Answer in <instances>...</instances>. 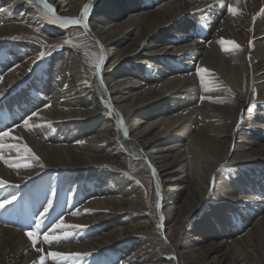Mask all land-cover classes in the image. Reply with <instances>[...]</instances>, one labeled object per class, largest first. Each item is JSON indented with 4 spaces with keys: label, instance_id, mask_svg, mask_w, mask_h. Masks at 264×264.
I'll return each instance as SVG.
<instances>
[{
    "label": "bare ground",
    "instance_id": "1",
    "mask_svg": "<svg viewBox=\"0 0 264 264\" xmlns=\"http://www.w3.org/2000/svg\"><path fill=\"white\" fill-rule=\"evenodd\" d=\"M11 1L0 0V8L6 7ZM31 1L17 0L14 9L0 12V38L3 34L10 37L18 35L25 39L18 45L21 49L15 46L16 52L12 55L14 60L7 64L0 63V121L6 120V117L10 119L0 123V132L10 124H15L18 121L17 114L21 112H24L28 120V125L22 122L16 124L13 130L10 129L15 136L8 135L6 140L0 141V180L6 182L0 186V198L11 199L13 194H17L10 211L15 213V208L22 214L32 211V206L36 207L35 200L43 196L54 201L59 199L63 203L61 190L49 196L30 188L40 174L54 170L52 176L55 186L61 182L65 186L71 180L74 187L80 185L82 193H88L84 196L81 208L74 212L77 214L71 215V223L86 225L96 222L100 226V219L114 218L118 212L123 211L119 209L116 212L114 203L105 205L104 198L111 199L112 191L120 193L116 197L118 203L147 208L145 196L151 191L150 181L146 189H136L130 193L128 190L133 181H126L127 178L121 176L127 173L145 177L150 167L155 179V189L150 199L153 206L151 216L144 217L140 224L153 226L159 221L165 227L162 229H165L166 235H169L175 229L177 220L193 215L196 206L212 196L210 200L215 201V212L211 210L213 216L205 215L194 220L195 230L192 233L195 244L201 246L204 256L219 258L221 261L227 259L228 264H245L247 258L252 264H264V191L260 188L264 187V141L256 142L264 136V106L260 116L248 117V111L244 117L241 115L242 107L251 102L254 86L260 94L259 100L264 101V37L254 40V51L248 53L249 40L264 35V13L255 19L264 0H218L217 4V0H95L92 8L88 7L89 14L84 17L83 24H87L86 30L94 40H99L105 52L107 66L103 71L104 83L97 82L100 70L95 76L91 74V68L97 64V51L89 42L80 41L77 45L64 46L49 61L50 67L48 65L47 70L38 74L34 72V64L40 52V46L35 42L43 41L52 49L66 37V33L51 27L52 21L40 10L39 3L42 1L52 7L55 10L53 13L60 19L70 20L76 18L74 16L83 10L88 0ZM211 3H214L213 7L207 8ZM229 5L236 10L235 15L229 12ZM202 8H205L203 13L206 14L203 20L209 21L216 34L204 49L191 35L192 23L187 19V14ZM11 19L24 20L25 23L11 25ZM224 41L239 44V53L230 57L221 54ZM195 59L199 62L194 63ZM195 67L196 71L207 70L203 71L207 75L198 74V79H202L200 82L209 83L210 90L215 86L220 89L216 93L213 88L212 97L210 91L207 93L205 88L201 89V95H206L198 107L193 103L200 93L198 88L196 90L194 73H191ZM144 69H150L151 73L147 77L150 79L147 85L140 82L146 75ZM100 88L114 100L116 114L128 122V134L124 135L128 139L127 142L123 141L134 153L131 155L134 157L132 161L123 150L111 155V151L118 145V142L113 143L117 136L116 123L110 122L108 116L100 113L98 96H102L100 91H103ZM40 92L45 97L40 98ZM180 97H185L178 100L181 105L175 104L174 99ZM221 97L233 100V103H211L212 99ZM40 101L41 104L50 102L51 105L40 110ZM172 107L173 110H170ZM34 110L36 115H33ZM196 116L201 117L198 129L204 136L190 133L189 126L193 125ZM156 117L158 123L173 124L174 128L155 131L158 128L155 123L143 125V121ZM238 120L242 125L235 130L234 125ZM38 122H46L48 125L41 123L42 126L35 128ZM162 150L165 152L163 157L158 156ZM174 151L176 157L173 155L168 159ZM229 152L231 154L228 157ZM75 155L82 156L87 166L81 167L79 171H70L68 165ZM186 159L189 160L191 175H194L189 181L182 176L184 171L181 163ZM244 163L251 166L241 172L239 167ZM41 164L44 167L41 168ZM110 164L114 166L112 169ZM223 164L234 165L236 168L240 165L235 179L224 181L220 174L216 175L214 187L209 193L214 173ZM96 165L111 171H92ZM51 166L53 169H50ZM85 180L90 184L85 185ZM187 182L191 184L192 192L187 198L186 210L183 211L181 205L184 203L178 205V187H186L189 184L184 186ZM97 187H104L105 191L101 192ZM25 188L28 191L24 194ZM68 199L69 202H65L66 209L72 205V199ZM154 205L159 208L157 213ZM61 206L65 208L64 203ZM42 207L36 208L35 213H41L44 210ZM109 209L112 214L107 213ZM177 210L184 212V215L181 212L179 219ZM211 221L216 224L215 229L213 226L208 227ZM12 226L16 227L7 222L0 225V264H40L36 258L40 257L37 249L42 248L41 243L32 247L29 238L19 234ZM94 233L95 229L92 232L93 238L83 242L84 250H96L98 245L95 247V243L103 233L97 237ZM115 245H108L107 248L118 259L126 249L131 255L138 251L134 244L127 248ZM68 247L74 251L79 250L74 243ZM59 248L62 251L67 249L64 246ZM159 249L164 253L173 247L169 249V246L160 243ZM100 254L103 256L102 264H118L110 258V252ZM98 259L99 256L95 257L93 262L97 264ZM179 260L184 259L178 256Z\"/></svg>",
    "mask_w": 264,
    "mask_h": 264
},
{
    "label": "rangeland",
    "instance_id": "2",
    "mask_svg": "<svg viewBox=\"0 0 264 264\" xmlns=\"http://www.w3.org/2000/svg\"><path fill=\"white\" fill-rule=\"evenodd\" d=\"M94 1L95 0H88L84 4V6L88 5L89 8L90 7L92 8V4H94ZM217 3H218V0L215 2V4H217ZM39 4H40V7H39L40 10L45 14V16L49 19V21H52V22L54 21L53 23L52 22L50 23L51 27L59 30L62 33H66V37H64L62 40H60L61 43H58V46H53L52 49H51V47H47V45L43 41L35 42L37 45L40 46V52H39V55L37 56V60H36V62L34 64L35 65L34 68H33L34 72H36L38 74V73H41L43 70H47V67L49 65V61L54 56H57L55 54L60 52L64 48V46H66L68 44L77 45L78 42H80V41L85 42V43L89 42V43L92 44V46L94 45L93 47H95V49L97 51V54L95 55L96 56V63H100V61L102 59V63L100 65V67L101 66L102 67L99 69L101 71V73L99 75L100 77H99L97 82H101L102 81L101 83H104L105 82V77L103 75V71L105 70L104 68H106V66H107V61H105V58H106L105 52H104L103 48L101 47V44L99 43V40L98 39L94 40L95 38L90 35V33L86 30V28L84 27V24H83L84 17L86 16V14H87V16L89 14V11H88L89 8L87 7V10L85 11L84 6H83V10H81V12H79L76 16H74V17H76L74 19H80L82 21L81 24L75 25V24L69 23L68 22L69 20H67V19H60L59 17H57L53 13V12H55V10L52 7H51V11L49 9H44L43 4H45V2L42 3V1H41V3H39ZM213 5H214V3H211V5L207 6V8L208 7L212 8ZM262 5H261L262 7L260 6L259 11H257V13L255 15V19L259 18L258 16L261 17L263 15V13H264V4H262ZM16 6H17V0H12L8 5H6V7L4 6L3 8H5L6 10L7 9L9 10L11 8L14 9ZM204 10H205V8L196 9V10L190 12V14H187L188 15L187 19L190 20V22L192 23L191 35L193 36L194 40H196L198 42V45L201 46L203 49L205 47H207V45L216 36V34L214 32L215 30H214V28L211 27L209 21L208 20L206 21L205 19H204L205 21L203 20V17H206V14L203 13ZM83 12H84V14H83ZM260 13H262V15H260ZM51 15H52V17H51ZM16 19H18V18H16ZM56 19H57V21H56ZM11 21H12V23H10L11 25L12 24H24L25 23L24 20L13 21L11 19ZM55 22H56V24H55ZM14 36L10 37V36H4L3 34L1 35V38H0V63L7 64L11 60H14L12 55L15 54V52H16L15 46L17 47V49H21L22 48L21 46L18 47V45H21L23 43V40H25V39L21 38L18 35H14ZM262 37H264V35H262L260 38L258 37L259 39L258 38H252V39H250L251 41L249 40V42H248V47H249L248 50H249V52L248 53H252L254 51V43H253V41L254 40L255 41L256 40H260V39H262ZM85 39H87V40H85ZM88 40H91V41H88ZM66 41H67V43H66ZM229 42L230 41H224V43H226V44L223 43L224 48L221 51V54H224L226 57L234 56L235 54L239 53L238 51L240 49V46L238 48L233 47V44H231ZM81 43H79V44H81ZM235 44L239 45L237 43H235ZM252 48H253V50H252ZM41 52L45 53V55L42 58H40V53ZM196 62H199V61L195 59L194 63H196ZM96 65L94 67H92V68L90 67L91 68V70H90L91 74H93L94 76H95V73L97 72ZM176 65H179V64H176ZM195 66H197V65H195ZM49 67H50V65H49ZM144 72H145L146 75L144 77H142V79H140L141 80L140 82H141V84L143 82V85H147L148 83H150V81H149L150 79L149 80L147 79V77L151 75L150 69H144ZM144 72H143V74H144ZM198 72H199L198 69L196 71V67H195L194 71L193 70L191 71L192 74L194 73L193 74V78L195 77L194 79L196 80L195 81L196 90L198 88L199 92H200L198 94L197 98L193 101L194 105H196L197 107L200 105V102L202 101L203 96L206 95V93L204 95H201V89L205 88L207 93H208V91H210L209 93H210L211 97L214 96L213 95L214 92L212 90L213 88H214V91L216 93L220 90V89H218L219 87L218 88H215L216 86L213 87L214 85H216V84H214V85H212L213 88L211 89L212 90L211 91L210 87L208 86L209 83L207 84V82H203V81L200 82L202 79H198L199 78L198 74H200L202 76L207 75V74H205V72H201V73H198ZM166 74L168 75L167 72H166ZM58 78H60V77L58 76ZM157 79H158V75H157ZM197 85H198V87H197ZM37 90H39V89H37ZM100 90L104 91V92L100 91V93H102L101 94L102 96H100V95L98 96V101L100 103L99 107H100V110H101L100 113L103 114L105 117L108 116L107 118L110 119V122L114 121L116 123V132H118V133L115 132V136L117 135L116 136V142H113V143H117L118 142L117 143L118 145H116V149L115 150L111 151V155H115V153L118 150H123V151H126V155H128L129 159L132 161V160H134L133 159L134 157L131 156V155L134 154V153L131 151V149L129 147L125 146L127 144L124 145V141H123V140H126L125 142H127V139H128V137L126 139V137L123 134L127 130V125H128V124H126L127 121L126 122L123 121L121 119L120 115L116 114L117 112H115L116 111L115 110L116 107L114 105V100L113 99L111 100V97H110L109 93H107V95H106L104 89L100 88ZM259 95L260 94L257 91V87L254 86V90L252 91L251 102L248 103V104H245L242 107L241 115L243 117L245 116V113L247 111H248L247 112L248 117L250 115L251 118H254L255 116H260L262 114L261 108H263V106H264V101L259 100ZM39 96H40V98H41V96L45 97L43 94H41V92H40ZM108 98H109V100H108ZM182 99H185V97H180L178 99L175 98L174 99L175 104L181 105V103H180L181 101L178 102V100H182ZM226 102L230 104L231 102L233 103V100L232 101L231 100H227L225 97L214 98V99L211 100V103L212 104L214 103V105L215 104L216 105H223ZM49 104H50V102H48V103L45 102V103L41 104V101H40V103L38 105H40V110H42V109H46L47 107H50L51 104L50 105ZM41 106L43 108H41ZM258 109H260V110H258ZM106 110H107L108 113L106 112ZM170 110H173V107L170 108ZM34 113H36V111ZM155 113L156 112H154L153 114H155ZM147 116L149 117L150 115H147ZM25 117H26V115L24 114V112H21L20 114H17L18 121L15 124L13 123L14 125L10 124L8 127L5 128V130H3V132H8V135L15 136V133L12 134L11 130H13L17 126L16 124H23L22 122H24L26 120ZM117 117H118V120H117ZM39 119L42 120V117L39 116ZM7 120H10V119L7 118V117H6V120L2 119V121H4V122H6ZM125 120H126V118H125ZM2 121H0V123ZM47 122H49V121H47ZM148 122H152V123L156 124L155 127L156 128L158 127V128L155 129V131H157V130L159 131L161 129L171 130V129L174 128L173 124H160V123H158L159 121H157V117L156 118H151L149 121H146V122L143 121L142 123L144 125V124H146ZM41 123L44 124V125H46V124L48 125V123H46V122H38V123L35 124L34 127L35 128L36 127L39 128L40 126H42ZM200 123H201V117L200 116H196L195 120H193V125L190 124V126H189L190 130H191L190 133L192 135L200 134V135H197V136H201V135L204 136V134L201 133L200 130L198 129V126H199ZM256 123L258 124L259 121H257ZM257 124H255L254 126H256ZM262 124H264V121L262 122ZM241 125H242L241 121H239V120L236 121V124L234 125L235 130L240 128ZM50 126H52V122H50ZM250 127L251 126H248V128H250ZM7 136H4V137L0 138V141L2 142L3 140H6L8 138ZM133 137H135V136H133ZM160 138H162V137H160ZM208 138H211V136H208ZM236 140L238 141V139H236ZM236 140H235V142H237ZM259 140L261 142L264 141V136H262L261 138L256 140V142H258ZM161 148H163V147H161ZM164 153L165 152L163 150L159 151L158 156H162ZM174 154H175V151L172 153V155H170L168 157V159L171 158ZM230 154H231V152H229L227 154L228 157L230 156ZM178 155H180V153H178ZM81 157L82 156H80V155H78V156L75 155L74 156V160H72L71 163L68 165L70 171L72 169H75V170L78 169L77 171H79V169H82L81 167L87 166V161H85L84 158L83 157L81 158ZM183 162H185L184 165H183ZM183 162L181 163L182 171H184L182 176L185 177V180L189 181L190 177L193 175V174L191 175V171L192 170H190L191 167L189 165V160L187 161V159H186V160H183ZM240 165H243V166H240ZM240 165L238 164L237 168H238V166H240L239 167L240 171L241 172H245L246 171V167H248L250 164L244 163V164H240ZM110 166H111L110 169H112V167H114L113 164H110ZM146 166L149 167V164L147 163V161H146ZM93 168L94 169L92 170V168H91V170L92 171H97V172L107 171V170L109 172L111 171L109 168L102 169V168L97 167V165H96V167H93ZM237 168L234 167V165L232 166L230 164H227V165H224L222 168L218 169L219 171L217 170L216 171L217 173L216 172L214 173L212 181L209 184L210 185L209 193H211V190L214 187L213 184H215L216 175L220 174L219 176L222 178V180L225 179L227 181H231V180L235 179V176H236L235 174L237 173V170H238ZM50 169H53V167L51 166ZM53 171L54 170H52V172ZM146 171H147V174H145V177H138V176L136 177V176H134L132 174L124 173V174H122L121 178L125 177V178H127L126 181H129L131 183L133 181V183H132L133 186L131 185L130 186L131 189L129 188V190H128L130 193L132 191L136 190V189H141V190L146 189L147 182L150 181L149 182L150 183L149 184L150 185L149 186L150 187L149 190H151V191H149V194L147 193V195L145 196L146 202H147L146 203L147 204V208L141 207V206H139V207L138 206H133V205L129 206L125 202L124 203H118L116 201V197L118 195H120V193H116L115 191L114 192L112 191V194L110 195V196H112L111 199H109L107 197L104 198L105 205L109 206L111 203H114L115 204L114 210H117L116 212H118L119 209H121L123 211L118 212V215H116L114 218H111V219L102 218V219H100L99 221L101 223L98 221L100 223V226H97L96 222H92V223H89V224H86V225H80L78 222H75V223L72 222L71 223L72 219H70V218H71L72 213H74L80 206H82V204L85 201L84 198L87 196L88 193H86V194H85V192L82 193L83 189H82V186H80V185H78V187H74V184H73V182L71 180H69V182H67L65 184V186H64L63 182H61V184L59 186H55V179L53 178L52 172H50V171L47 172V173L44 172V173L40 174L36 178V180H34L32 182V185H31L30 188L36 190V192H38V193H45V194H47L49 196L50 195L52 196L57 191L61 190L60 192L62 193V196H63L64 207H65V202H66V204H67V202H69L68 198L72 199L70 201L71 202L70 204H72V205L68 206L67 209H66V207L63 208V206H61V205H63V203H61L59 199L54 201L52 199H48L47 196H43L41 199H39V197H38V200H35L36 207L32 206V208L34 210L32 209V211L29 210L27 213L22 214V213L17 212V208H15V210H16L15 213H12L10 211L12 209L11 207L13 206V204L15 202V200H13L11 204H8V205L5 206V208L0 209V221H1L0 225L3 226L5 222H7L9 224H12V225H16V227H13V226L12 227L14 229H17L16 231L19 234H21V235H23L25 237H28L26 235L27 232L35 230L34 238L37 239V240H40V241H37V243H41L40 245L42 246L41 253L39 251L40 257L36 258V261H40V264H44V262L46 264H66V263L67 264H95L93 261H95L94 258L97 257V256H99L97 264H102L101 260H103V256L100 253L105 254L106 252H108V253L110 252V258H112L113 260L117 261L118 264H120L121 262H122V264H167L168 262H171L172 264H228L227 259L221 261V260H219V258L210 259V258L204 256V253L202 252V249H200L201 246L195 244V239L192 236V233L195 230L194 229L195 228V221L194 220H197V218H199V217L201 218V217H203L205 215H210L211 214L213 216V213L215 212L214 211L215 209H213V207H214L213 203L215 201L214 200L213 201L210 200V199L213 198L212 196H210L209 198L205 199L202 202L203 204L200 203L199 205H197L196 208L193 211L194 212L193 215H189L184 220H177L175 229H173L172 233L169 234V235H166L165 229L164 230L162 229V228H165V227H162L163 224L161 222H159V221L155 222L153 226L150 225V224H140V223L143 222V218L144 217H148L149 215L151 216V212L150 211H151L152 206H153L152 203L150 202V199H151V193L153 192L152 191L153 188H154L153 187V183L155 182V179L153 177V172H152V169L150 167ZM63 173H65V172L63 171ZM187 173H189V174H187ZM263 175H264V173H263ZM191 179L193 180V177ZM188 183L189 182H187L184 186H186ZM84 184L85 185H89L90 183L88 182V180H85ZM27 185H29V184H27ZM262 185H264V182H262ZM190 186H191V184L189 183L186 187L182 188L181 185H179V187H178V192H179V197H180V201H179L178 205L180 203H184L183 205H181V207H183V211L186 210L185 209V205L188 204L187 198L189 199L190 191L192 192V188ZM70 187H73V188H70ZM260 188H262L261 190L264 191V187L261 186ZM99 189H100L101 192L105 191L104 187L103 188L97 187V190H99ZM5 190L7 191L6 188H5ZM8 191H10V190H8ZM26 191H28V190H26V188H25L23 190V193L25 194ZM15 192H17V191H15ZM69 192H71V193H69ZM63 194H65V197H64ZM13 195H15V194H13ZM67 195H68V197H67ZM15 196H17V194ZM74 197H76L77 200L74 199ZM1 198H0V200H1ZM49 201H51L52 208H51V206H49ZM26 202L28 203L29 200H27ZM158 205H156V206H158ZM237 205H240V204L237 203ZM38 207H40V208L42 207V209H44V210L47 209V212L45 213V215L43 217H41L40 214L42 212H44V210H42L41 213H35V210ZM154 207H155V205H154ZM157 209H159V208L155 207L156 213H157ZM211 210H213L214 212H211ZM183 211L177 210V212L180 214L178 216V219L181 217L182 213L184 215ZM141 212H143V213H141ZM107 213L112 214V210L109 209V211H107ZM156 215H157V217L159 216L158 214H156ZM16 216H17V219L18 218L19 219L18 220L16 219V221H15ZM61 218H63V222H64L65 225H79L81 227H75V228L74 227H66V228H61V229L57 228L54 232H50V235H54V236L60 237V239L58 241L59 243L54 241L52 244H45L43 242V234L45 232H48L53 227V225L60 223ZM38 219L42 221V223L40 224L39 227H37V220ZM21 221H24V222H21ZM102 222H104V224ZM108 223H110V224H108ZM211 223L212 224H209L208 227H210V226L212 227L213 226V229H215L216 227H214V226L216 224H214L212 221H211ZM110 227H112V228H110ZM58 229H60V230H58ZM94 229H95L94 236L96 235L95 237L99 236V234L101 232L103 233L102 236L98 237V242L95 243V247L97 245L98 246L95 248L96 250H84L82 248L83 242H86L87 240L90 239V237L93 236L92 232H93ZM120 229H121L122 232H120ZM67 231H69V233H71V235H69V236H67L65 238L64 237V233L67 232ZM29 242H30L31 246L34 247L33 243H32V240L30 241V239H29ZM72 243H74V245L77 244L79 250H77V251L71 250L68 247V245H70ZM160 243L161 244H165L166 246H169V249H171L173 247V249L171 251H169V252L162 253L160 251V249H159ZM114 244H116L115 247H119V248H122V247L127 248V247H130V246H134V245L136 246L137 245L138 251H137V253L135 255H131V253L129 254L127 252V249H126V250H124L123 253H121V255H122L121 257L122 258L120 257V259H118L119 257H117L116 255H113L111 253V250H109L107 248L108 245H110L112 247V245H114ZM57 245H58V247H57ZM62 246H64L67 249L62 251L59 248V247H62ZM53 251L54 252L63 253L68 258H56V259H53L51 256H49L47 254V253L53 252ZM71 253H81L82 255H80L79 257H71V255H70ZM84 254H86V255H84ZM178 256H180L184 260L183 261H181V260L177 261ZM131 258H133V260ZM105 264H109V262H106ZM245 264H252V262H250V260L247 258L246 261H245Z\"/></svg>",
    "mask_w": 264,
    "mask_h": 264
},
{
    "label": "snow or ice",
    "instance_id": "3",
    "mask_svg": "<svg viewBox=\"0 0 264 264\" xmlns=\"http://www.w3.org/2000/svg\"><path fill=\"white\" fill-rule=\"evenodd\" d=\"M44 7L51 11L50 6L47 5L46 3L44 4ZM87 7H88V5L84 6L85 11L87 10ZM228 10L233 15L236 14V10L231 5H229ZM3 11H6V9L0 8V12H3ZM68 22L71 23V24H75V25H79V24L82 23V21L79 20V19H70ZM84 27H87V24H85ZM66 43H67V41H66ZM229 43L233 44V47H236V48L239 47V45H236L234 42L230 41ZM44 55H45V53L41 52L40 53V58H42ZM101 63H102V59H101L100 63H97V65H96L97 72H99ZM198 71L203 72V71H207V70L206 69H199ZM33 115H36V113H33ZM24 124L28 125V120H25ZM127 134H128L127 131H125L124 135L127 136ZM7 135H8V132H0V138H2L4 136H7ZM26 150L30 151V149H27V148H26ZM36 159H38V157ZM39 166L41 168L44 167V165H42V164L39 165ZM25 167H28V165H25ZM5 183H6L5 181L0 180V186H3ZM16 187H18V185ZM15 199H16V197H15V195H13L11 199H5V200L0 201V209L5 208L6 205L11 204L12 201L15 200ZM49 206H51V201H49ZM46 212H47V209H45L44 212H42L40 214L41 217H43ZM76 214L77 213H72V215H76ZM41 223H42V221L38 219L37 220V227H39ZM66 227H81V226H79V225H65L64 222H63V218H61L60 223L53 225V227L48 232H45L43 234V242L45 244H52L54 241L58 242L60 237L54 236V235H50V232H54L57 228H66ZM34 233H35V230L26 233V235L29 237V239L32 240L33 246H35V244L37 243V240L34 238ZM69 235H71V233H69V232H65L64 233V237L65 238L67 236H69ZM37 251H41V249H37ZM47 254L49 256H51L53 259H56V258H68L67 256H65V254L60 253V252H54L53 251V252H49ZM70 255H71V257H79L82 254L81 253H71ZM84 255H86V254H84Z\"/></svg>",
    "mask_w": 264,
    "mask_h": 264
}]
</instances>
